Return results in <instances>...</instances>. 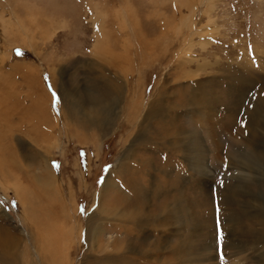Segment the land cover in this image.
Wrapping results in <instances>:
<instances>
[{
	"label": "rangeland",
	"instance_id": "374dc122",
	"mask_svg": "<svg viewBox=\"0 0 264 264\" xmlns=\"http://www.w3.org/2000/svg\"><path fill=\"white\" fill-rule=\"evenodd\" d=\"M0 165V264H264V0H0Z\"/></svg>",
	"mask_w": 264,
	"mask_h": 264
},
{
	"label": "bare ground",
	"instance_id": "6f19581e",
	"mask_svg": "<svg viewBox=\"0 0 264 264\" xmlns=\"http://www.w3.org/2000/svg\"><path fill=\"white\" fill-rule=\"evenodd\" d=\"M100 30V29H99ZM105 33L104 32H102L101 33V31H98V41L95 43V45H94V50L98 53V55L99 56H101V54H104V53H101L103 50L101 49V43H102V41H103V37H104V43H106V45H104L103 43V48L105 47V49L104 50H106V51H110L111 50V48H110V45L108 44L109 43V40H108V37L106 36L105 37V35H104ZM123 44V43H122ZM121 44V45H122ZM124 44H127V43H124ZM122 47V46H121ZM122 49H123V51H124V53H126L125 51H128L127 50V47H126V45L124 46L123 45V47H122ZM93 52V51H92ZM104 52V51H103ZM128 54V53H127ZM108 55V54H107ZM125 55V54H124ZM110 58V57H109ZM124 57H122V60L124 61V59H123ZM126 58H128L127 57V55H126ZM126 61H127V59H125ZM125 61V62H126ZM93 63V65L95 66V69L98 71V68H103V66L102 65H100V64H98L96 61H93V62H91V64ZM130 63V62H129ZM129 63H128V65H129ZM52 70V69H51ZM126 70H127V68H126ZM105 76V75H104ZM111 76V75H110ZM121 76V75H120ZM111 78V77H110ZM123 78V77H122ZM121 78V79H122ZM113 79H114V77H113ZM120 79V83H119V85H118V88H124V86H123V82H122V80ZM107 80H108V82H106V84L107 85H109V84H113L114 85V83L113 82H111V79H109V78H107ZM127 80V79H126ZM115 82V81H114ZM126 84V83H125ZM110 87V86H109ZM112 87V86H111ZM114 87V86H113ZM117 88V89H118ZM119 91V90H118ZM59 92V91H58ZM124 92V91H123ZM120 93H122V92H120ZM125 93V92H124ZM61 95V94H60ZM62 99V100H61ZM75 100H77L74 96H72V97H70L69 96V98L68 97H64V96H61V98H60V96H59V101L61 102H63V106H66V111L63 109V106H62V109L60 110V114L58 115V116H56V121H58V122H63V123H66V124H72V123H69V118H68V116L69 117H71L72 118V121H77V120H79L80 122H83L84 124H89V125H97L96 123L99 121V117H98V113L96 112L97 111V108L92 104V107H95V108H92L91 109V113H88V112H90V111H87V110H83V109H81V108H77V107H74V104H75ZM59 102V103H60ZM61 102V103H62ZM65 104H67V105H65ZM81 110H83L82 111V113L80 114L79 113V111H81ZM100 110V109H99ZM163 109L162 108H159V109H157V112H155L154 111V108H152V104L151 103H149V106H148V109H147V111H146V113H145V115H144V120H146V119H148V118H159L160 120H161V118H164L165 117V115H163ZM68 115V116H67ZM170 116V115H169ZM153 118V119H154ZM91 119H93V120H91ZM93 121V122H92ZM62 123V124H63ZM61 124V123H60ZM114 126V125H113ZM110 127H112V125L110 126ZM74 130V129H73ZM179 131V132H178ZM176 132H178V134H183V132L182 131H180L179 130V127L178 128H176ZM74 133V132H73ZM179 137H181V135H179ZM203 139V138H202ZM201 140V139H200ZM99 141V140H98ZM183 142H184V140H183ZM204 142V141H203ZM97 144H95V149L97 150V146H96ZM183 145V144H182ZM192 147V146H191ZM94 148V147H93ZM129 148H131V146H129ZM131 151H132V149H126L125 151H124V157H128L129 155H130V153H131ZM130 152V153H129ZM39 155H40V157L41 158H43V159H47V156L44 154V153H42V152H39ZM182 156V155H181ZM46 162V161H45ZM122 164V163H121ZM121 164H118V166L117 167H120V165ZM29 165H31V164H29ZM28 166V165H27ZM0 167H1V165H0ZM31 167V166H30ZM42 167H43V169H49L46 173H47V175H46V177H49V178H51V177H53V173L51 172V169L49 168V166H47L45 163L42 165ZM34 173V172H33ZM111 174V173H110ZM111 175H109V177H110ZM36 181H37V178L35 179ZM35 181V182H36ZM51 181V180H50ZM105 181H108V186H111V185H113V181L112 180H110L109 178H107ZM106 184V183H105ZM19 195H21V193H19ZM22 196H24V194L22 193ZM106 200V199H105ZM99 209V208H98ZM113 209H116V208H114V207H111L110 209L108 208V213H107V215L110 213V211H113ZM115 213V212H114ZM118 212H116V214L114 215L115 216V219H118V220H120V218L119 217H121V213H119V214H117ZM124 214V213H123ZM157 216V215H156ZM132 217V216H131ZM133 221V220H132ZM90 223V222H89ZM88 223V224H89ZM86 236H87V234H86ZM3 240H1L0 239V244L2 243V244H7V242H2ZM35 243H36V245H37V238H35ZM2 246V245H1ZM0 246V247H1ZM4 248L5 247H2L1 248V250H4ZM122 249V248H121ZM128 250V249H127ZM122 251V250H121ZM128 252V251H127ZM129 254V253H128ZM124 255H126V254H124ZM10 256V255H9ZM66 257V256H65ZM123 257V256H122ZM132 259V258H131ZM34 263H36V262H34Z\"/></svg>",
	"mask_w": 264,
	"mask_h": 264
}]
</instances>
